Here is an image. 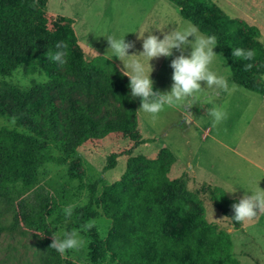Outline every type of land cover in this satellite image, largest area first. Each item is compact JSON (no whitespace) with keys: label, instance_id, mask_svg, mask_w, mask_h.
Returning a JSON list of instances; mask_svg holds the SVG:
<instances>
[{"label":"trees","instance_id":"16d2710c","mask_svg":"<svg viewBox=\"0 0 264 264\" xmlns=\"http://www.w3.org/2000/svg\"><path fill=\"white\" fill-rule=\"evenodd\" d=\"M169 1L178 7L184 20L197 25L202 33L216 36L217 47L230 66V80L264 97V85L250 75L253 65L264 59V50L257 42L259 29L226 17L210 20L197 0ZM46 5L47 0H0V75L10 76L24 64L29 65L30 72L36 71L39 62L56 51L55 44L63 41L67 46L65 71L73 77L70 80L50 74L47 83L27 89L0 83V118L6 115L8 100L22 106L41 92L43 100L49 103L44 111L37 112L42 124L32 126L31 135L0 127V227L9 232L39 231L47 226L51 197L34 192L45 164L65 165L85 142L112 133H125L137 144L152 141L137 138V102L129 96V77L103 55L90 59L78 55L74 49L78 42L71 28L73 21L67 19L66 27L51 30ZM247 38L253 40L251 47L247 46ZM236 47L253 49L255 56L250 61L232 56V48ZM248 64L251 67H245ZM50 90L60 94L91 93L102 106L110 103L111 95L126 108L125 120L95 119L86 107L72 103L61 120L55 104L48 102ZM41 135H45L44 140ZM53 149L60 154L55 155ZM125 153L129 158L124 174L117 182L105 186L99 197L96 189L100 179L85 183L81 174L72 168L67 171L71 179L89 192L87 204L75 208L67 229L77 230L94 218L95 204L113 222V235L105 239L92 236L96 245L91 254L93 264H100L107 257L115 264H241L232 253L229 232L206 221L203 201L188 188V176L169 177L176 162L169 149H162L156 159L132 156L131 149ZM121 155L111 153L104 171L115 168ZM139 169L142 173L137 179ZM224 192L221 187H211L210 200L223 216L235 221L231 217V204L237 199ZM190 204L196 208H190ZM64 219L61 213L56 223ZM51 242L50 238L42 237L39 243L41 264H78L49 247Z\"/></svg>","mask_w":264,"mask_h":264},{"label":"rangeland","instance_id":"374dc122","mask_svg":"<svg viewBox=\"0 0 264 264\" xmlns=\"http://www.w3.org/2000/svg\"><path fill=\"white\" fill-rule=\"evenodd\" d=\"M197 1L203 4L210 20L226 17L230 21L256 26L260 32L257 42L264 50V0ZM46 16L51 30L66 27L67 19L73 21L71 28L78 42L74 49L85 59L96 55L107 58L112 56L107 40L101 35L120 39L125 34L126 41H135V47L129 49V54H139L141 44L135 31L148 29L162 35L174 27L183 26L187 21L180 16L178 7L169 0H47ZM246 42L248 47L253 45L250 38H247ZM173 51L175 54V50ZM214 51L218 55L211 67L218 74H225L224 66L228 64L217 45ZM135 58L146 63V58L142 56ZM122 59L129 64L130 58ZM170 59L171 57L161 56L150 60L154 90L165 91L170 88ZM64 65H57L46 57L39 62L36 71L46 72L48 81L50 74L66 76L72 80L73 77L66 73ZM20 67L25 74L31 73L28 64ZM13 73L10 76L0 75V83H8L20 89L30 88L20 86ZM250 75L264 85V59L253 65ZM226 79V88L202 89L190 108L185 106V111L165 109L155 121L139 108V97L135 98L137 138L151 139V142L137 144L125 133H112L102 139L85 142L67 159L65 165L48 163L42 166L41 182L34 192L51 197L47 226L39 231L26 233L9 232L0 227V264H41L39 243L42 237L52 240L53 233L62 229L63 222L56 223V218L62 213L63 207L80 200H86L83 206L87 204L88 190L80 187L77 180L68 176V168L81 174L85 183L100 179L96 189V196L99 197L105 186L117 182L124 174L129 158L125 153L127 150L131 149L132 156L143 155L156 159L165 148L169 149L176 159L169 177L175 179L182 174L188 176V188L197 192L203 201L206 221L229 232L234 256L241 264H264V210L258 211L254 218L237 224L223 216L210 200V190L213 186L224 190L230 189L233 184L239 186L235 193H227L230 198L237 200L244 189L252 192L259 191V188L264 190V97L233 83L230 76H226ZM34 85L39 84L33 82L32 86ZM201 85L203 87L204 82H201ZM48 95V102L55 104L61 120L71 103L76 107H86L95 119L125 120L126 108L111 95L107 106L100 105L91 93L60 94L50 90ZM48 104L43 100L41 92H38L29 104L22 106L10 100L5 101L6 115L0 118V127L15 128L31 135L30 128L36 123L40 126L42 124L37 119V112L44 111ZM213 107L222 108L227 113L225 119L215 124L209 111ZM40 138L44 140L45 135ZM53 153L60 154L55 149ZM111 153L123 155L118 157L115 168L104 171L106 159ZM138 173L137 179L141 177L142 171L139 169ZM189 206L196 208L193 204ZM94 210L96 215L91 219L95 221L93 227L82 233L85 244L79 250L67 251L62 255L64 258L78 264H93L91 254L96 245L92 236L105 239L113 235L112 220L105 217L97 204L94 205ZM3 221H6V218ZM69 223H65L66 229ZM100 264L115 263L107 257Z\"/></svg>","mask_w":264,"mask_h":264},{"label":"clouds","instance_id":"9594fccd","mask_svg":"<svg viewBox=\"0 0 264 264\" xmlns=\"http://www.w3.org/2000/svg\"><path fill=\"white\" fill-rule=\"evenodd\" d=\"M131 33V32H129ZM137 40L140 41L141 51L139 54H129V49L135 47V41H126L125 34L120 39H114L110 35L105 37L108 48L112 50V56L121 61V58H130L128 68L129 96L132 99L139 97V108L153 121L157 116L172 108L185 111V106L191 107L194 99L202 89L205 88H226V76H230V66H224L225 74H218L212 69V64L217 57L214 48L217 45V38L214 34H204L197 25L185 21L181 27H174L172 30L162 35L155 34L152 30L143 29L135 31ZM147 33V35H145ZM67 46L63 41L55 44L54 51L50 59L57 65L63 66L66 60ZM175 50V54L174 51ZM146 58V63L135 57ZM171 57L169 66L171 72V85L168 90H154L151 79L150 60L157 57ZM232 56L242 60H252L255 50L241 47L232 48ZM245 67H251L250 64ZM150 69V70H147ZM17 82L22 87H31L33 82L37 84L46 83L48 74L42 70L25 74L22 67L18 66L13 73ZM201 82H204L202 87ZM213 117V123H219L226 118L227 113L219 107L209 110ZM239 186L233 184L225 193H235ZM242 188V187H240ZM244 189V188H243ZM86 200L68 203L62 209L64 216L63 227L53 233L52 242L49 247L60 255H64L69 250H79L84 244L82 233L91 229L95 223L89 220L79 226L77 230L66 229L65 223L72 221L75 208L82 207ZM235 221H244L254 218L258 211L264 210V190L252 192L244 189L240 198L231 204Z\"/></svg>","mask_w":264,"mask_h":264},{"label":"crops","instance_id":"0c3cea01","mask_svg":"<svg viewBox=\"0 0 264 264\" xmlns=\"http://www.w3.org/2000/svg\"><path fill=\"white\" fill-rule=\"evenodd\" d=\"M108 58L113 60L117 64V66L120 68V70L122 72H124L125 74L130 72V69L127 67L128 65L126 64V62L122 58H121V61L118 58H116L115 56L108 57Z\"/></svg>","mask_w":264,"mask_h":264}]
</instances>
